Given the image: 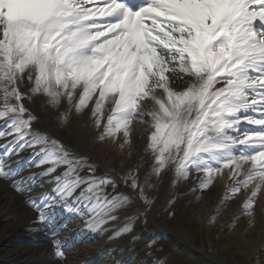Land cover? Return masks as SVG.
<instances>
[{
    "label": "snow or ice",
    "instance_id": "6c2138e0",
    "mask_svg": "<svg viewBox=\"0 0 264 264\" xmlns=\"http://www.w3.org/2000/svg\"><path fill=\"white\" fill-rule=\"evenodd\" d=\"M37 96L54 109L65 105L62 123L84 115L103 124L98 139L122 136L121 150L141 125L150 169L143 178L139 165L121 180L95 175L87 157L34 126L39 117L25 100ZM0 139V178L20 193L54 184L26 202L37 213L29 230L50 239L60 261L68 221L59 223L57 207L88 216L92 231L142 205L110 237L118 238L146 216L152 178L168 170L173 185L195 172L200 190L227 172L224 199L243 191L241 214L253 216L264 190V0H0ZM29 148V157L13 160ZM121 182L132 192H118Z\"/></svg>",
    "mask_w": 264,
    "mask_h": 264
},
{
    "label": "bare ground",
    "instance_id": "6f19581e",
    "mask_svg": "<svg viewBox=\"0 0 264 264\" xmlns=\"http://www.w3.org/2000/svg\"><path fill=\"white\" fill-rule=\"evenodd\" d=\"M27 88L22 90L27 91ZM28 106L39 116L38 127L40 129L52 133L54 137L71 146L81 156H87L88 161L98 165L100 173L111 172L112 177L121 180L125 172L128 169H133L134 165L142 167L139 169L141 178H143V173L150 169L151 160L148 159V154L145 155L144 151L148 132L141 125L134 123L132 126L131 141L133 143L130 147L132 153L131 150L126 149L128 145H125L124 150H118L116 146L119 141L117 139H112L113 144L106 142V139L104 143L102 140H93L95 135L100 134L103 124L97 132V128L92 125L87 116L72 114L70 122L61 126L60 111L45 107L44 101L40 98L29 103ZM148 106L151 107V105ZM118 139H122V136ZM95 142L96 146L101 148V155L93 151L92 147ZM105 145L106 148L103 151ZM106 161H108V166L105 164ZM43 167L45 165L41 166V168ZM169 171L168 174L152 180V183L155 184L154 203L147 210L146 216H140V222L134 226L132 235L137 229L142 235H145L146 231L149 234L153 232L154 236L158 238L155 242L159 249V255L171 260L170 257L175 254L173 259L176 260L172 264H237L241 261H246L248 264H264V190L257 199L253 216L242 215L241 206L246 195L243 191L232 199H224L226 185L230 183L227 172L223 176L217 177L209 189L200 190L196 187L198 178L195 172H190L187 180H180L182 185L179 186L178 183L175 185L171 183V172ZM118 172L122 174L120 175ZM193 189L196 190L193 191ZM170 201H174V203L170 205ZM174 206L180 207L183 215H193V222L199 223L201 232L207 227H212L215 230L214 233L219 237L218 247L214 254L211 255L205 245L203 247L195 246L192 238L186 233L184 234L183 227L172 228L169 226L167 213ZM32 215V211L25 207L23 197L16 195L13 190H10L8 184L0 179V249L4 248V243L7 242L10 233L15 234L21 231L24 225L30 223ZM213 217H215L214 220H212ZM237 217L239 218L236 219ZM210 220L211 222H209ZM250 221L252 222L251 226ZM121 222L125 224V222ZM154 232H158V234ZM115 239L118 242L112 243L111 246L121 244L122 248L125 247L124 249L133 247L135 250L142 251L141 244L133 242L127 234ZM175 246L178 248V253ZM15 250L9 253V259L11 256L21 259L25 253L32 251L30 247H24V245ZM261 254L262 257H260ZM33 258L40 257L33 254L24 259ZM133 264H139V262L134 261Z\"/></svg>",
    "mask_w": 264,
    "mask_h": 264
},
{
    "label": "rangeland",
    "instance_id": "374dc122",
    "mask_svg": "<svg viewBox=\"0 0 264 264\" xmlns=\"http://www.w3.org/2000/svg\"><path fill=\"white\" fill-rule=\"evenodd\" d=\"M180 209H176V211L173 213V219L170 221V224L173 223L175 224L176 222H180L183 224V226L186 227L187 232H190L193 236H195V241L197 242L198 245H202L204 241L208 244L210 247V252L213 254L216 249H217V243H218V237L214 233V229L212 227H207V229L204 231L203 235L200 232L201 226L199 223L196 221L195 223H191L190 218H183L182 216L179 217L180 215ZM179 219V220H178ZM200 234L203 236V238L200 236ZM263 253V252H262ZM262 257V254L261 256ZM239 264H248L246 261H241L238 262Z\"/></svg>",
    "mask_w": 264,
    "mask_h": 264
}]
</instances>
